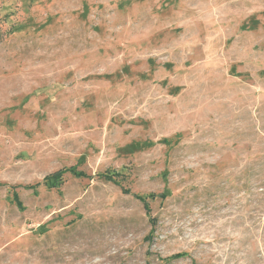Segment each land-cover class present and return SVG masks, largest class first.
I'll return each instance as SVG.
<instances>
[{
    "label": "rangeland",
    "instance_id": "rangeland-1",
    "mask_svg": "<svg viewBox=\"0 0 264 264\" xmlns=\"http://www.w3.org/2000/svg\"><path fill=\"white\" fill-rule=\"evenodd\" d=\"M0 22V264H264V0H0Z\"/></svg>",
    "mask_w": 264,
    "mask_h": 264
},
{
    "label": "trees",
    "instance_id": "trees-1",
    "mask_svg": "<svg viewBox=\"0 0 264 264\" xmlns=\"http://www.w3.org/2000/svg\"><path fill=\"white\" fill-rule=\"evenodd\" d=\"M2 28V24L0 22V40L3 39V34H8L10 32H13L14 30H16V28H11L10 30L8 31H4L2 32L1 30ZM66 173H71L73 176L77 177V178H82V177H87L88 175L83 172V171H77L74 167H69V168H62V169H59L47 176H45L43 178V181L42 182H38L36 184H33V185H27L25 186L27 189H33V190H36L38 188V186H40L41 184H44L45 186L47 187H53V186H58L61 181H62V178L63 176L66 174ZM106 178L108 180H112V181H115V182H118V180L116 179V177H112V176H109V175H105ZM1 185V183H0ZM162 197H165V194L162 195ZM18 202H19V205L21 206V201L18 199L19 197L16 196ZM142 202H144L145 204V208L147 209L148 213L150 212V207L148 205V203L145 202V199L142 198V197H138ZM177 256H182L181 254H177L174 256V258H177Z\"/></svg>",
    "mask_w": 264,
    "mask_h": 264
}]
</instances>
